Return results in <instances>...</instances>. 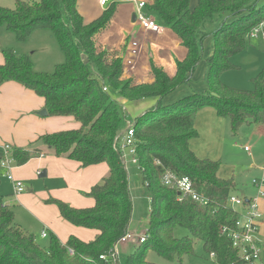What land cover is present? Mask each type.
I'll use <instances>...</instances> for the list:
<instances>
[{
  "label": "trees",
  "instance_id": "16d2710c",
  "mask_svg": "<svg viewBox=\"0 0 264 264\" xmlns=\"http://www.w3.org/2000/svg\"><path fill=\"white\" fill-rule=\"evenodd\" d=\"M78 1L16 0L15 9L0 7V27L18 41L45 29L54 35L65 56V62L51 73L39 72L29 55L4 48L0 87L7 82L19 83L44 99L48 117H72L80 125L38 140L55 156L67 155L84 168L108 164L109 175L87 194L95 201L93 207L75 208L54 198L46 201L58 208L64 220L97 235L88 243L72 236L64 244L51 236L42 247L17 225L14 212L0 194V264H109L101 257L111 253L129 232L132 221L130 178L120 150L121 138L129 127L135 130L140 178L152 209L147 239L127 264H155L146 260L149 249L168 260L177 256L181 263L184 256L194 254L197 242L203 244L205 255L214 254L216 264H244L231 241L220 234L221 227L233 225L237 219L228 207L236 190L235 179L221 178L220 161L198 157L190 142L198 137L194 120L206 107L225 119L234 135L244 125L264 126V77L253 80V90L230 87L221 79L233 68L231 58L246 48L248 33L264 20V0H198L193 9L190 0H153L145 13L172 29L188 52L185 60L177 62L174 77L152 63L154 81L138 85L122 79L121 56L100 51L96 43L97 35L114 17L116 4L85 23ZM208 22L214 24L212 30L206 29ZM209 38L213 50L205 56ZM202 61L209 68L208 89L164 106L162 100L167 95L192 82ZM110 88L118 91V99L111 97ZM152 98L159 100L153 108L130 119L123 102ZM40 151L15 150L13 156L17 166H23ZM168 172L189 178L195 190L208 199V205L192 199L180 201L177 191L162 183ZM175 227L188 230L189 235L176 237Z\"/></svg>",
  "mask_w": 264,
  "mask_h": 264
},
{
  "label": "crops",
  "instance_id": "0c3cea01",
  "mask_svg": "<svg viewBox=\"0 0 264 264\" xmlns=\"http://www.w3.org/2000/svg\"><path fill=\"white\" fill-rule=\"evenodd\" d=\"M140 1L145 2L146 7L153 3V0H138V2ZM112 4H116L114 17L108 27L97 35L96 43L100 51H108L121 56L123 60L122 79L133 80L135 85L152 83L154 81L152 63L168 76L174 77L177 74V62L186 59L187 49L174 31L160 25L158 20L156 22L162 27L159 34L142 29L136 20V3L128 0H112L106 8H102L99 0H79L78 10L85 23H91L108 10ZM197 5L198 0H190L191 9ZM35 33L38 34L36 39L39 41V47L50 51L55 42L50 31L40 29L34 31L30 36ZM204 47L205 56L211 54L213 50L212 38L205 42ZM2 49L4 48L0 45V65L4 63ZM208 69L206 62L202 61L192 82L189 85L180 86L167 95L162 100L163 105L169 106L186 97L205 92L208 89ZM31 93L34 92L16 82H7L0 87V139L3 140H0V148L9 143L14 150L34 149L35 143L42 136L57 132L54 131L57 129H53V127L66 125L70 123L68 122L70 120L74 121L72 117L39 116L38 112L46 109L45 101L43 98L32 97ZM16 97L33 103V105L23 106L24 114L27 112L33 113V115L28 116L30 121L27 124L11 127L9 111L6 110L3 103L4 98L7 102H11ZM158 101L156 98L133 101L137 112L134 118L145 115ZM123 103L126 105L129 102ZM47 117L49 119H44ZM132 118L130 116V119ZM77 127L73 123V127L67 130L78 129ZM249 127H255L254 129L264 138V126ZM194 128L198 137L190 142L191 150L200 158L220 161L221 166L218 174L221 178L233 177L235 179L234 170L222 165L224 140L230 129L228 122L221 118L213 108L206 107L197 114ZM62 131H66V129ZM45 149L46 146L42 145L38 157L31 159L23 166L13 168L14 177L24 186L23 192L20 194L15 192L12 182L2 178L3 172L0 169V194L3 196L4 204L14 212L17 225L33 235L36 241L47 243L51 236H56L63 244L72 236L86 243L93 241L97 235L96 231L72 225L61 217L55 205L47 204L46 201L54 198L75 208L93 207L95 201L87 194L109 175L108 164L101 163L84 168L67 155L57 157L54 154H48ZM43 172H46V176L40 177ZM38 175L40 178H46L47 184L45 186L37 185L35 190L34 184L38 182L36 180ZM138 175L140 177V172ZM2 180L4 182L1 183ZM261 210L264 218V199L261 203ZM43 233H46L47 236L43 237ZM209 258L214 261L211 256Z\"/></svg>",
  "mask_w": 264,
  "mask_h": 264
},
{
  "label": "rangeland",
  "instance_id": "374dc122",
  "mask_svg": "<svg viewBox=\"0 0 264 264\" xmlns=\"http://www.w3.org/2000/svg\"><path fill=\"white\" fill-rule=\"evenodd\" d=\"M21 1L33 3L39 0ZM0 7L15 9L16 0H0ZM213 28V23L208 22L206 24L207 30H212ZM8 32L9 31H7L4 26L0 27V45L3 48L14 49L19 54L29 55L34 68L37 71L51 73L55 70L57 65L65 62V56L60 49L59 43L51 32L50 33L53 38H55V42L53 43L50 51L39 47V41L36 39L38 36L37 33L29 36V38L25 41H18L15 35ZM246 43V48L231 58L233 68L222 74L221 79L222 82H225L230 87L241 90H253V80L259 75L264 77V40L247 38ZM108 92L113 99H118L117 90L110 88ZM31 96L34 98H41L35 93H31ZM27 101L28 100L26 99L16 97L14 101L7 102L4 98L3 106L6 107L7 111H9L11 127L27 124L30 121L28 116L33 115V113L30 114L26 112L25 115L23 112V106L29 104L33 105V103ZM124 107L129 116L133 117L132 119L135 120L136 118L134 117L137 115V112L134 103H126ZM44 119L49 118L47 117ZM68 122L70 123L53 127V129H57L54 131L58 132L70 129L73 127V123L78 126L77 128L80 126L74 121L72 122L70 120ZM254 128L255 127L244 125L241 127L237 135H234L230 128L224 140L225 146L224 151L222 152V165L231 167L234 170L233 174L235 176L236 190L233 193L241 197H256L257 192L252 183L254 180L259 181L264 175L262 170L264 168V138L261 137L258 131ZM0 140L3 141L2 139ZM45 151H47L48 154H53V152L47 147ZM126 166L130 178V190L133 201L132 221L128 233L134 237H141L145 236L150 229L149 222L152 205L150 199L145 193L142 180L138 175L139 167L132 163L131 158L126 159ZM2 178H4L3 175ZM36 180L38 182L34 184L35 190L37 189V185L45 186L47 184V179L40 178L39 175ZM2 182H4V180H2L1 183ZM262 221H264V218ZM174 234L178 238H183L189 235V231L181 227H175ZM261 239L263 241L261 259L264 264V222L261 227ZM37 243L40 246L45 247L48 242L44 243L37 240ZM140 245V243L134 244L131 241L125 244H118L116 251L119 256V263L127 264L128 258ZM146 260L155 264H216L207 255H205L203 251V244L201 242L196 243L194 254L184 256L181 263L179 262V257L177 256L168 260L163 256L158 255L152 249L147 251Z\"/></svg>",
  "mask_w": 264,
  "mask_h": 264
},
{
  "label": "built area",
  "instance_id": "2783aa9c",
  "mask_svg": "<svg viewBox=\"0 0 264 264\" xmlns=\"http://www.w3.org/2000/svg\"><path fill=\"white\" fill-rule=\"evenodd\" d=\"M128 1L137 4L136 20L142 29L156 34L162 31V27L156 22L155 18L145 13V2H138V0ZM111 2L112 0H99V4L102 8H106ZM247 38L264 40V20L251 29ZM104 90L107 91L108 89L104 87ZM120 150L123 154L126 169L127 158H131L132 163L139 167L137 141L133 127H129L125 130L121 138ZM0 151L2 153L0 169L3 172V177L12 182L15 186V192L20 194L24 189L23 183L17 180L12 173L13 168L17 166L13 156L15 150L12 145L4 144L1 146ZM262 170L264 172V168ZM162 183L164 186L176 190L180 201L192 199L194 202L203 206H207L209 203L207 198L195 190L192 181L187 177L182 178L172 172H168L163 177ZM252 184L257 192L256 197H241L234 193L230 195L228 207L237 215V219L233 225L221 227L220 234L231 241L232 247L237 251L244 264H263L261 260L263 249V241L261 239V227L263 223L261 203L264 199V175L262 179L259 181L254 180ZM46 236L47 234L43 233V237ZM146 239V235L134 237L127 233L114 245L111 253L109 255H103L101 259L109 262V264H120L119 256L116 251L118 244H125L130 241L134 244H143ZM70 253L72 254V252ZM211 257L214 258V254H212Z\"/></svg>",
  "mask_w": 264,
  "mask_h": 264
},
{
  "label": "water",
  "instance_id": "95a60500",
  "mask_svg": "<svg viewBox=\"0 0 264 264\" xmlns=\"http://www.w3.org/2000/svg\"><path fill=\"white\" fill-rule=\"evenodd\" d=\"M38 115L42 116V117H46V116H48V112L46 109H44V110L38 112ZM42 145H43V142L39 141L37 144L34 145V149L40 148ZM45 176H46V172H43V174L40 175V177H45Z\"/></svg>",
  "mask_w": 264,
  "mask_h": 264
},
{
  "label": "bare ground",
  "instance_id": "6f19581e",
  "mask_svg": "<svg viewBox=\"0 0 264 264\" xmlns=\"http://www.w3.org/2000/svg\"><path fill=\"white\" fill-rule=\"evenodd\" d=\"M211 255H212V254H211ZM211 255H210V256H211ZM211 258H212V257H211ZM214 258H215V257H214Z\"/></svg>",
  "mask_w": 264,
  "mask_h": 264
}]
</instances>
